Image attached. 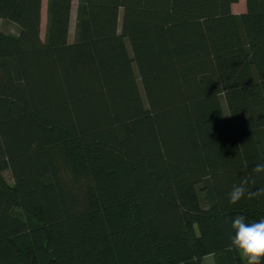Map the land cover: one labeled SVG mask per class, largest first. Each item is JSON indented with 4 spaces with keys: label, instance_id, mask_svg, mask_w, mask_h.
I'll use <instances>...</instances> for the list:
<instances>
[{
    "label": "trees",
    "instance_id": "obj_1",
    "mask_svg": "<svg viewBox=\"0 0 264 264\" xmlns=\"http://www.w3.org/2000/svg\"><path fill=\"white\" fill-rule=\"evenodd\" d=\"M0 0V264H246L264 187V0ZM226 110V115L224 113ZM5 174H8V182Z\"/></svg>",
    "mask_w": 264,
    "mask_h": 264
},
{
    "label": "clouds",
    "instance_id": "obj_2",
    "mask_svg": "<svg viewBox=\"0 0 264 264\" xmlns=\"http://www.w3.org/2000/svg\"><path fill=\"white\" fill-rule=\"evenodd\" d=\"M251 172L264 174V162L256 163ZM250 183L255 184V178L247 173L246 168L240 183L234 185L228 194L229 204L236 205L242 199L251 200L264 196V187L253 191L249 188ZM231 229L234 234L230 237V250L240 252L246 264H264V218L249 223L245 216L237 215L231 220Z\"/></svg>",
    "mask_w": 264,
    "mask_h": 264
},
{
    "label": "rangeland",
    "instance_id": "obj_3",
    "mask_svg": "<svg viewBox=\"0 0 264 264\" xmlns=\"http://www.w3.org/2000/svg\"><path fill=\"white\" fill-rule=\"evenodd\" d=\"M46 1L42 0L41 3V22H40V35L43 37L44 35V29H45V23H46ZM77 0H72V6H71V20H70V26H69V37H73V24H74V14H75V7H76ZM245 8V1L244 0H238L236 3L232 4L231 10L238 14L244 11ZM0 30L16 36L18 33L17 26L12 22H6L0 19ZM224 113L226 115V110L224 108ZM8 182L10 181L8 174H5ZM217 258L214 255H207L202 258V264H216Z\"/></svg>",
    "mask_w": 264,
    "mask_h": 264
}]
</instances>
